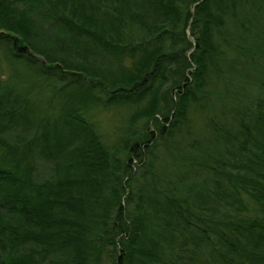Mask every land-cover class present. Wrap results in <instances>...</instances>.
Segmentation results:
<instances>
[{"label": "trees", "instance_id": "16d2710c", "mask_svg": "<svg viewBox=\"0 0 264 264\" xmlns=\"http://www.w3.org/2000/svg\"><path fill=\"white\" fill-rule=\"evenodd\" d=\"M251 40L249 91L218 94ZM0 46L28 70L0 78V264H264V0H0ZM109 107L142 127L106 144L86 114ZM191 107L196 198L153 153Z\"/></svg>", "mask_w": 264, "mask_h": 264}, {"label": "rangeland", "instance_id": "374dc122", "mask_svg": "<svg viewBox=\"0 0 264 264\" xmlns=\"http://www.w3.org/2000/svg\"><path fill=\"white\" fill-rule=\"evenodd\" d=\"M192 13L193 7L191 9V16ZM190 29L189 19L185 28V34L188 40L193 43L194 39L190 34ZM260 44V42H255L252 40L248 43L247 50L244 53L245 55H239V60L243 62V58H251L252 63H250V67L248 64L245 67L241 64H235V71L224 73L221 78L223 81L230 83V88L229 86V89L224 88L222 82H219L217 84L218 89L216 90L220 91L218 94L222 95L225 90H228L231 92V96L239 97L243 95V93L246 94L249 91L247 88V83L249 81L248 76L251 78L255 77L253 68L256 69L258 63H260V59H258L257 55V49ZM2 51V47L0 46V78L6 81L8 80L11 83L17 82V85H19L20 80L27 77L28 70L25 72L24 76L22 75L23 69L18 62H14L10 67H8L7 61L4 58ZM31 81L36 84V89L40 90L39 98H41L40 101L43 106L42 108L45 109L47 106L46 103L49 100L47 96H50L49 91L43 87L42 89L37 88V83H39V80L31 78ZM235 91L241 92V95H238L235 93ZM52 94L54 95L52 96V99H54L53 107L56 109L59 106L60 99H62L61 91L57 93L52 92ZM210 99L213 105H216V101L219 102V99L215 95H212ZM133 109V107H109L108 109L97 108L92 109L86 114V116L89 121L95 125L96 130L100 134L102 140L106 144H111L114 143L117 138L121 137L120 135H122V133L126 130L133 131L134 129H140L142 127L143 120H138L133 123V125L126 121V118L131 114ZM54 113V111L48 112L49 115ZM208 117L209 114L206 111L201 112V108L191 107L187 113L186 124L179 126V128L173 129L168 142L167 139H160L157 147H155L153 151L154 156H157L156 167L163 165L166 168V171L170 174L167 179L171 180V182H174L175 180L174 183L180 184V189L186 190L188 196H192V198H196L197 195L198 197H201L200 195L204 189L203 177L205 174L204 170L198 171L193 169V167L189 165L190 161H186L185 157L189 156L190 158H201L203 157L202 153L204 152L205 148L208 145L211 147L212 143H214L212 142L214 141V138L208 136L210 135L208 133V128L206 127V119ZM133 164L136 165L134 169L136 168L135 170L139 172L141 167L139 163L133 161ZM183 177H185V179L179 182L178 179L180 180ZM175 195L178 196L179 194L176 192ZM243 199L244 202L247 203L250 208H252L250 204L251 201L246 195L243 197ZM177 245L178 243L175 244V246Z\"/></svg>", "mask_w": 264, "mask_h": 264}]
</instances>
